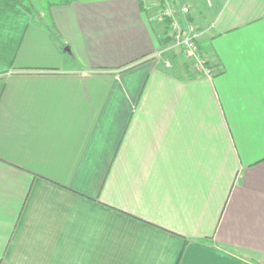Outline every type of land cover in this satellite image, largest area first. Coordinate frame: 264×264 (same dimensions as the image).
I'll list each match as a JSON object with an SVG mask.
<instances>
[{"label":"crops","instance_id":"0c3cea01","mask_svg":"<svg viewBox=\"0 0 264 264\" xmlns=\"http://www.w3.org/2000/svg\"><path fill=\"white\" fill-rule=\"evenodd\" d=\"M172 1L208 75L159 0H0V264H264V0Z\"/></svg>","mask_w":264,"mask_h":264},{"label":"built area","instance_id":"2783aa9c","mask_svg":"<svg viewBox=\"0 0 264 264\" xmlns=\"http://www.w3.org/2000/svg\"><path fill=\"white\" fill-rule=\"evenodd\" d=\"M159 3L160 16L168 21L169 42L158 55L176 50V53L183 57L191 74L208 75L205 60L198 52V41L212 28V23L207 27H200L190 22L188 17L192 9L187 4L178 5L172 0H159ZM165 65L169 67L170 62L166 60Z\"/></svg>","mask_w":264,"mask_h":264},{"label":"rangeland","instance_id":"374dc122","mask_svg":"<svg viewBox=\"0 0 264 264\" xmlns=\"http://www.w3.org/2000/svg\"><path fill=\"white\" fill-rule=\"evenodd\" d=\"M54 1H56V0H36V1L34 0V2H38V4L36 3L37 6H35L32 3H30L31 2L30 0L29 1L28 0H23L24 4L27 5L32 11H35L36 9H39V8H42L44 10L48 3H52ZM59 1H61V0H59ZM167 45H168V43H167ZM167 45L165 47H167ZM172 53H176V50H172V51L166 52L167 55H170ZM205 65H206V61H205Z\"/></svg>","mask_w":264,"mask_h":264},{"label":"trees","instance_id":"16d2710c","mask_svg":"<svg viewBox=\"0 0 264 264\" xmlns=\"http://www.w3.org/2000/svg\"><path fill=\"white\" fill-rule=\"evenodd\" d=\"M164 22H165V34L167 36V40H168V21L166 19H164Z\"/></svg>","mask_w":264,"mask_h":264}]
</instances>
